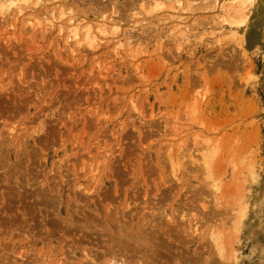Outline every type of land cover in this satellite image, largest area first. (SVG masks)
<instances>
[{"label": "rangeland", "instance_id": "obj_1", "mask_svg": "<svg viewBox=\"0 0 264 264\" xmlns=\"http://www.w3.org/2000/svg\"><path fill=\"white\" fill-rule=\"evenodd\" d=\"M40 3L0 15V264H264V0Z\"/></svg>", "mask_w": 264, "mask_h": 264}, {"label": "bare ground", "instance_id": "obj_2", "mask_svg": "<svg viewBox=\"0 0 264 264\" xmlns=\"http://www.w3.org/2000/svg\"><path fill=\"white\" fill-rule=\"evenodd\" d=\"M51 0H48V2H50ZM246 1V3H249V5H253V3L255 2V0H245ZM41 5V3H40V0H0V15L1 16H5V13H7V11H10L11 9H13L14 7H18L19 8V14L20 15H22V16H24V12H28V13H30V14H28V13H26L27 14V16L29 17V18H32L33 17V14H31V11H33V10H36L37 9V7H39ZM65 12L64 11H62V19H65V14H64ZM72 21H74V19H70V25L67 27V30H69V33L72 35L71 36V38H75L76 37V35L78 34V30H79V26H78V24H75L74 22H72ZM60 29L62 30V31H66V29H65V26H61L60 27ZM215 193V192H214ZM194 231L195 232H197L198 231V228L197 227H195V229H194ZM220 235V234H219ZM219 235H215V234H212V236H211V238H212V241L215 243L214 245L215 246H217V248L220 250V252H223L221 249H222V238H221V236H219ZM222 235V234H221ZM122 238V237H121ZM126 238V237H125ZM129 238L131 239V237L129 236ZM119 239V238H118ZM128 239V238H127ZM127 239H122V240H124V241H126L127 242ZM129 239V240H130ZM122 240H120V241H122ZM134 239H131V241H133ZM134 242V241H133ZM135 242H137V244L138 245H140L139 243H138V241H136L135 240ZM139 242H140V240H139ZM142 242H144V241H142ZM128 243V242H127ZM158 244V243H157ZM128 246L130 245V244H127ZM146 245H148V243H146ZM151 245V244H150ZM127 246V247H128ZM141 246V245H140ZM143 246L144 247H146L144 244L142 245V248H143ZM149 246V245H148ZM130 247V246H129ZM138 247V246H137ZM158 247V246H157ZM161 247V246H160ZM131 249H133V248H131ZM162 249H164V248H162ZM151 250V249H150ZM112 251V250H111ZM110 251V252H111ZM154 251V250H153ZM133 252V251H132ZM131 253V252H130ZM139 253V252H138ZM162 254H164V253H162ZM136 256V255H135ZM166 258V257H165ZM144 262V261H143ZM116 263V262H115ZM108 264V263H107ZM113 264H114V262H113ZM120 264V263H119ZM143 264H145V263H143ZM179 264V263H178Z\"/></svg>", "mask_w": 264, "mask_h": 264}]
</instances>
